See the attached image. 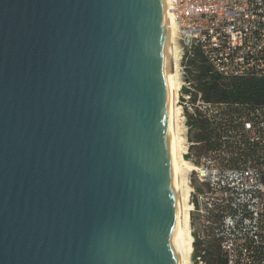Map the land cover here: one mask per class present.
I'll return each instance as SVG.
<instances>
[{
	"label": "water",
	"instance_id": "95a60500",
	"mask_svg": "<svg viewBox=\"0 0 264 264\" xmlns=\"http://www.w3.org/2000/svg\"><path fill=\"white\" fill-rule=\"evenodd\" d=\"M165 0H0V264H182Z\"/></svg>",
	"mask_w": 264,
	"mask_h": 264
},
{
	"label": "built area",
	"instance_id": "2783aa9c",
	"mask_svg": "<svg viewBox=\"0 0 264 264\" xmlns=\"http://www.w3.org/2000/svg\"><path fill=\"white\" fill-rule=\"evenodd\" d=\"M170 11L175 40L184 44L180 63L199 48L222 77H264V0H173ZM185 74L181 66L184 88L190 89ZM183 100L193 112L191 96L184 94ZM195 108L221 142L219 149L194 159L198 180L229 191L234 208L246 207L250 213L244 226L256 240L264 238V107L206 102L199 95ZM197 196L210 205L212 193ZM235 227L234 220L227 219V230ZM232 248L229 244L228 250Z\"/></svg>",
	"mask_w": 264,
	"mask_h": 264
},
{
	"label": "trees",
	"instance_id": "16d2710c",
	"mask_svg": "<svg viewBox=\"0 0 264 264\" xmlns=\"http://www.w3.org/2000/svg\"><path fill=\"white\" fill-rule=\"evenodd\" d=\"M181 66L186 71V82L191 84L190 89L183 90L191 96L189 104L193 109L186 114V125L192 134L190 152L194 159L200 160L219 149L221 142L214 138L213 125L207 117L195 108L199 95L206 102L264 107V77H222L213 71L199 48L187 53ZM195 190L194 205L206 224L204 235L197 233L194 237V264H264V238L256 240L252 229L244 226V220L250 216L247 208H234L233 198L224 188L198 183ZM205 191L212 193L210 205L197 196ZM227 219L235 222L232 232L226 228ZM229 244L234 248L228 250Z\"/></svg>",
	"mask_w": 264,
	"mask_h": 264
},
{
	"label": "bare ground",
	"instance_id": "6f19581e",
	"mask_svg": "<svg viewBox=\"0 0 264 264\" xmlns=\"http://www.w3.org/2000/svg\"><path fill=\"white\" fill-rule=\"evenodd\" d=\"M173 0H165V73L168 89V127L171 131L175 156H176V173L173 175L176 208H177V227H178V246L179 255L182 264H189L192 253V240L189 234V218L191 207L188 206V198H190L189 188L185 189L186 173L191 170V166L182 158L184 154L185 139L180 133V120L177 107V97L179 86L178 79V57L176 47V26L173 15L170 11L171 2ZM180 53V52H179ZM179 56V60H180Z\"/></svg>",
	"mask_w": 264,
	"mask_h": 264
},
{
	"label": "rangeland",
	"instance_id": "374dc122",
	"mask_svg": "<svg viewBox=\"0 0 264 264\" xmlns=\"http://www.w3.org/2000/svg\"><path fill=\"white\" fill-rule=\"evenodd\" d=\"M183 45L184 44H182L180 42L179 43L176 42V47H177V52H178L177 53L178 67H179L178 79L180 81L179 82L180 88L178 90L176 109H178L179 117L181 118V120L179 122V123H181L180 124V133L182 131L181 135L185 139V144H184V148H185L184 150L185 151H184V154H182V158L185 160L186 163H188L191 166V170L186 173L187 184H185L186 185L185 189L189 188V193H190V198H188V200H187L188 206L191 207L188 229H189V234H190V237L192 240V246L194 248V245H193L194 237L197 233L204 235L205 229L203 227L206 223H205V219L202 218L203 215L196 211V208L194 205V199H193L194 194L196 193L195 186L201 182L198 180V177H197V171L196 170L198 167H197L195 160L193 158L194 156L190 152V148L192 146L191 141H190L192 134L189 131V127L186 125V121H187L186 114H187V112H190V109L184 105V100H183V95H184L183 94V89H184L183 81L184 80H183V76L181 75V63H180L181 59L179 60V56L181 58V55L183 53V49H184ZM193 255H194V249H192L189 264H194Z\"/></svg>",
	"mask_w": 264,
	"mask_h": 264
}]
</instances>
